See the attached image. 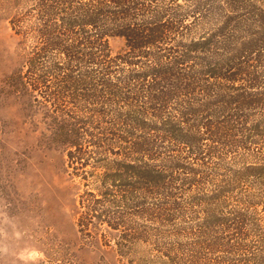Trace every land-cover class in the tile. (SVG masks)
Returning <instances> with one entry per match:
<instances>
[{
    "label": "trees",
    "instance_id": "trees-1",
    "mask_svg": "<svg viewBox=\"0 0 264 264\" xmlns=\"http://www.w3.org/2000/svg\"><path fill=\"white\" fill-rule=\"evenodd\" d=\"M13 6L80 226L122 231L117 264H264V0Z\"/></svg>",
    "mask_w": 264,
    "mask_h": 264
},
{
    "label": "rangeland",
    "instance_id": "rangeland-1",
    "mask_svg": "<svg viewBox=\"0 0 264 264\" xmlns=\"http://www.w3.org/2000/svg\"><path fill=\"white\" fill-rule=\"evenodd\" d=\"M13 3L0 0V264H117L122 231L97 220L80 226L81 179L18 84L24 61L9 24ZM122 46L112 42L114 51Z\"/></svg>",
    "mask_w": 264,
    "mask_h": 264
}]
</instances>
